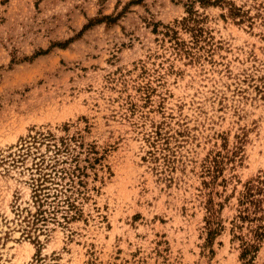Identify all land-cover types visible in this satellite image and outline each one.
<instances>
[{
	"label": "rangeland",
	"instance_id": "374dc122",
	"mask_svg": "<svg viewBox=\"0 0 264 264\" xmlns=\"http://www.w3.org/2000/svg\"><path fill=\"white\" fill-rule=\"evenodd\" d=\"M257 177L264 0H0V264H264Z\"/></svg>",
	"mask_w": 264,
	"mask_h": 264
},
{
	"label": "trees",
	"instance_id": "16d2710c",
	"mask_svg": "<svg viewBox=\"0 0 264 264\" xmlns=\"http://www.w3.org/2000/svg\"><path fill=\"white\" fill-rule=\"evenodd\" d=\"M254 182L248 181L246 184V191L243 194V198L240 200L242 205L241 214L239 219L254 223L259 221L263 217L264 212V180L257 177ZM250 237L245 240L243 236H240L242 240V252L241 256H245L247 252L256 248L257 243L264 236V225L256 224L254 227L248 229Z\"/></svg>",
	"mask_w": 264,
	"mask_h": 264
}]
</instances>
